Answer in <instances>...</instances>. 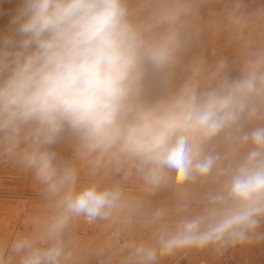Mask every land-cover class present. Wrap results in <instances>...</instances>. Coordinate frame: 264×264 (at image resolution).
<instances>
[{
	"label": "clouds",
	"instance_id": "clouds-1",
	"mask_svg": "<svg viewBox=\"0 0 264 264\" xmlns=\"http://www.w3.org/2000/svg\"><path fill=\"white\" fill-rule=\"evenodd\" d=\"M203 3L22 0L0 38V162L29 172L52 211L0 246V264H77L78 218L145 223L149 237L126 244L120 264L219 252L257 235L264 8L248 14L237 2L219 22L242 58L232 77L222 55L183 59ZM65 139L70 158L56 151ZM85 163L95 179L78 189ZM164 191L172 206L152 204Z\"/></svg>",
	"mask_w": 264,
	"mask_h": 264
},
{
	"label": "rangeland",
	"instance_id": "rangeland-1",
	"mask_svg": "<svg viewBox=\"0 0 264 264\" xmlns=\"http://www.w3.org/2000/svg\"><path fill=\"white\" fill-rule=\"evenodd\" d=\"M237 2L242 11L248 14L264 8V0H204L199 8L200 30L191 36L185 47L182 53L184 60L197 54H204L210 60L222 55L226 60V71L232 77L239 76L242 58L235 41L218 26L224 13ZM20 7L22 0H0V38L10 34L11 20ZM66 148L71 150V143ZM67 155L68 152L62 157L67 158ZM84 181L79 177L78 189L88 184ZM126 185L130 193L137 194L140 190L138 183L129 181ZM151 203L172 206L166 191L153 196ZM30 206H33V210L29 209ZM51 211V205L44 199L42 186L29 172L11 161L0 162V246L10 245L19 233L35 230L38 222L50 215ZM88 226L93 227L92 233H79ZM75 230L81 236L77 245V264H96L98 259L108 257L121 261L126 255L125 251L118 250L122 242L124 247L130 242L147 239L150 234L149 228L139 219L126 223L118 218L105 224L104 221L90 222L82 218L81 222H76ZM261 234H264V222L250 241L223 249L227 261L222 260L220 251L208 248L164 257L160 264H264V239L259 238ZM183 254L186 255L178 262V257Z\"/></svg>",
	"mask_w": 264,
	"mask_h": 264
},
{
	"label": "bare ground",
	"instance_id": "bare-ground-1",
	"mask_svg": "<svg viewBox=\"0 0 264 264\" xmlns=\"http://www.w3.org/2000/svg\"><path fill=\"white\" fill-rule=\"evenodd\" d=\"M70 143V141H68L67 139L61 141L57 147H56V151L61 155L63 156L65 153L68 152L69 156L72 155V149L69 150L67 149V145ZM67 158H68V155H67ZM78 165H79V162H77ZM80 177H82L85 181L84 182H87L88 184L90 182L93 181V179H95L94 177L90 176L89 175V170H88V165L85 163L81 166V172H80ZM103 179L106 181V182H111L113 180H116L118 179L117 177H113V176H106V177H103ZM126 188H127V185H126ZM14 193V192H13ZM10 196V195H9ZM15 196V195H14ZM23 196V195H22ZM25 197V196H24ZM27 197V196H26ZM17 198V197H16ZM25 203V202H24ZM23 203V204H24ZM25 209V208H24ZM28 209V208H27ZM30 210H33V206H30L29 207ZM82 221V218H78V219H75L71 222L70 224V230L76 240V246L78 245L80 239H81V236H79L80 234V231L79 233L77 234L76 230H75V224L76 222H81ZM104 223L106 224L107 221H104ZM16 228V227H15ZM13 234V233H12Z\"/></svg>",
	"mask_w": 264,
	"mask_h": 264
},
{
	"label": "built area",
	"instance_id": "built-area-1",
	"mask_svg": "<svg viewBox=\"0 0 264 264\" xmlns=\"http://www.w3.org/2000/svg\"><path fill=\"white\" fill-rule=\"evenodd\" d=\"M57 147V145H56ZM71 156H68V158H70ZM84 232H88V233H92L93 232V227L88 226L85 229L80 230V234H83ZM122 245L119 247V252H123L122 249L123 247V242L121 243ZM221 257L223 261H227L228 257L225 253V251L221 250L220 251ZM186 254H183L181 256L178 257L177 261L179 262ZM96 264H120V261H115L112 257H108V258H100L97 260Z\"/></svg>",
	"mask_w": 264,
	"mask_h": 264
}]
</instances>
